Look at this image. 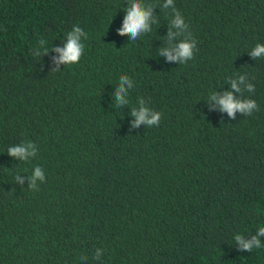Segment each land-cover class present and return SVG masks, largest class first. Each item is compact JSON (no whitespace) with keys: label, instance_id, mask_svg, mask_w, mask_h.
<instances>
[{"label":"trees","instance_id":"1","mask_svg":"<svg viewBox=\"0 0 264 264\" xmlns=\"http://www.w3.org/2000/svg\"><path fill=\"white\" fill-rule=\"evenodd\" d=\"M0 264H264V0H0Z\"/></svg>","mask_w":264,"mask_h":264}]
</instances>
